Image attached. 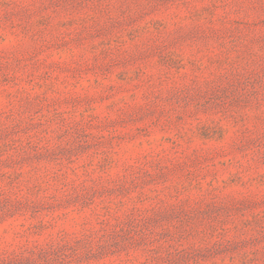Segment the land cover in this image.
<instances>
[{
    "label": "rangeland",
    "instance_id": "374dc122",
    "mask_svg": "<svg viewBox=\"0 0 264 264\" xmlns=\"http://www.w3.org/2000/svg\"><path fill=\"white\" fill-rule=\"evenodd\" d=\"M0 264H264V0H0Z\"/></svg>",
    "mask_w": 264,
    "mask_h": 264
}]
</instances>
